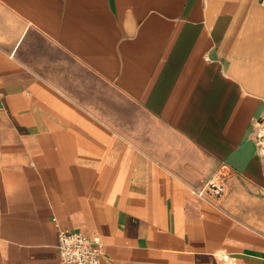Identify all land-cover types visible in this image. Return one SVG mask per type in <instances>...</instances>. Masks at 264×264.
Returning a JSON list of instances; mask_svg holds the SVG:
<instances>
[{
    "label": "crops",
    "instance_id": "0c3cea01",
    "mask_svg": "<svg viewBox=\"0 0 264 264\" xmlns=\"http://www.w3.org/2000/svg\"><path fill=\"white\" fill-rule=\"evenodd\" d=\"M263 113L264 0H0V264H264Z\"/></svg>",
    "mask_w": 264,
    "mask_h": 264
},
{
    "label": "built area",
    "instance_id": "2783aa9c",
    "mask_svg": "<svg viewBox=\"0 0 264 264\" xmlns=\"http://www.w3.org/2000/svg\"><path fill=\"white\" fill-rule=\"evenodd\" d=\"M252 131L257 154L262 159L264 170V113L255 119ZM225 189L223 178L216 176L204 182L195 191L203 197H220ZM58 248L65 263L99 264L103 243L99 235H90L83 231L61 228ZM223 257L229 264H234L229 256L224 255Z\"/></svg>",
    "mask_w": 264,
    "mask_h": 264
}]
</instances>
